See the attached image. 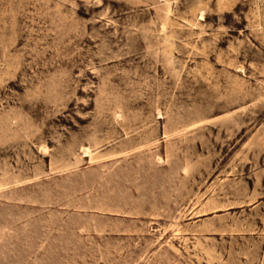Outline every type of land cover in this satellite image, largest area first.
I'll list each match as a JSON object with an SVG mask.
<instances>
[{"label": "rangeland", "instance_id": "rangeland-1", "mask_svg": "<svg viewBox=\"0 0 264 264\" xmlns=\"http://www.w3.org/2000/svg\"><path fill=\"white\" fill-rule=\"evenodd\" d=\"M0 264H264V0H0Z\"/></svg>", "mask_w": 264, "mask_h": 264}]
</instances>
